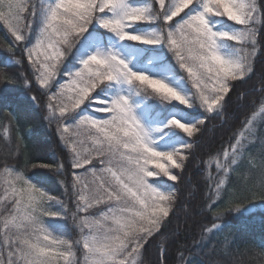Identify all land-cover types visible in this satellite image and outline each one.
Masks as SVG:
<instances>
[{
  "label": "snow or ice",
  "instance_id": "6c2138e0",
  "mask_svg": "<svg viewBox=\"0 0 264 264\" xmlns=\"http://www.w3.org/2000/svg\"><path fill=\"white\" fill-rule=\"evenodd\" d=\"M0 22L11 37L6 51L22 53L5 67L27 64L32 80L24 83L44 91L70 169L61 199L43 176L7 157L0 162V264H144L154 241L159 264H167L169 237L177 234L167 229L184 207L168 181L182 182L193 149L187 138L221 116L236 86L255 76L264 0H0ZM14 80L0 71L5 107ZM259 91L228 140L201 161L217 220L234 176L251 195L238 203L234 195L228 211H250L257 196L264 201ZM15 119L0 125L5 140L15 133L12 155L23 143ZM31 167L66 170L64 160ZM69 217L75 235L61 222ZM219 227H204L193 247L203 249ZM187 251H179V264H192ZM221 254L231 255L229 237Z\"/></svg>",
  "mask_w": 264,
  "mask_h": 264
},
{
  "label": "trees",
  "instance_id": "16d2710c",
  "mask_svg": "<svg viewBox=\"0 0 264 264\" xmlns=\"http://www.w3.org/2000/svg\"><path fill=\"white\" fill-rule=\"evenodd\" d=\"M11 37L0 22V71H6L15 77L14 82L9 84L7 89V104L0 99V125L7 122L9 115L15 116V125L18 126L19 134L23 137V143L16 155L14 152L15 133L11 140L3 137V128L0 127V162L7 157L8 162L24 168L29 176L34 173L43 176L46 180L44 187L51 195L65 199L64 186L60 181H67L70 177V169L66 163V152L59 140L56 131V121L49 120L45 107L47 97L44 91L35 82L31 87L24 83V77L32 80L30 69L26 63L15 67H5L9 58L21 59V51L9 53L6 45ZM72 58L67 61V68L72 66ZM264 87V44L261 45V54L256 60V74L246 83L238 84L231 94V100L226 111L221 116H213L203 127L201 134L195 138H187L193 144L192 155L184 171L182 182L168 181L169 184L176 185V190L180 193L184 207L178 209V214L173 218L167 232H177L174 237H169L167 264H179V251H183L187 246V252L191 253L192 264H213L217 259H224L227 264H232L233 259H237V264H264V257L259 254L264 251V201L258 196L250 203L254 205L250 211L240 212L228 211V203L233 200L234 195L240 199L235 202L246 201L250 198V192L244 187L245 182L239 176H234L232 184L226 193H222V200L217 202L223 214L217 220L212 210L208 208L209 200L207 173L201 161L208 159V154L218 151L220 146L226 142L232 131L239 126V119L242 114L251 111L250 102L259 99V89ZM5 85L0 82V90ZM243 93L242 98L238 95ZM4 94L0 93V97ZM35 96L33 103L29 98ZM194 118H202V110H191ZM259 147L253 148V155L258 154ZM65 161V173L59 175L50 169H33V163H56ZM166 179V178H165ZM73 232L72 220L67 218L61 221ZM215 222L220 227L211 234V241L203 249L193 247L194 242L200 238V233L204 227H210ZM231 240V255L223 256L221 249L224 246L225 238ZM144 253V264H159V254L154 241L151 246H146Z\"/></svg>",
  "mask_w": 264,
  "mask_h": 264
}]
</instances>
